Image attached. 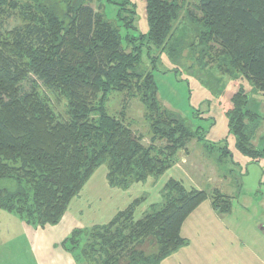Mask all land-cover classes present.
I'll return each mask as SVG.
<instances>
[{
  "label": "trees",
  "instance_id": "1",
  "mask_svg": "<svg viewBox=\"0 0 264 264\" xmlns=\"http://www.w3.org/2000/svg\"><path fill=\"white\" fill-rule=\"evenodd\" d=\"M89 1L0 0V179L15 183L0 187V209L33 227L58 223L97 166L106 165L111 187L126 189L161 176L191 139L205 141L199 127L190 129L159 102L156 56L150 68L139 69L144 47L148 55L166 49L178 0H144L148 29L136 36L127 31L135 28L132 0H110L123 13V36L101 5L95 10ZM195 10L203 16L199 40L220 46L219 70L240 74L264 94V0H198ZM8 17L19 22L6 28ZM110 92L142 103L149 144L126 123L127 102L116 114L108 111ZM248 99L239 87L224 114L237 150L258 161L264 145L251 140L261 118ZM220 151L217 162L229 155L225 146ZM160 195L138 219L134 212L144 197L106 223L75 228L62 245L74 250L70 244L82 235L78 264H157L187 243L181 225L204 200L219 214L231 209L219 189L187 188L173 178Z\"/></svg>",
  "mask_w": 264,
  "mask_h": 264
},
{
  "label": "rangeland",
  "instance_id": "2",
  "mask_svg": "<svg viewBox=\"0 0 264 264\" xmlns=\"http://www.w3.org/2000/svg\"><path fill=\"white\" fill-rule=\"evenodd\" d=\"M89 2L95 10L100 4L104 16L120 29L122 36L126 34L121 19L123 13L119 12L115 2ZM131 2L135 6V28H128L127 31L136 36L148 29L145 1ZM178 3L179 15L173 23L166 49L152 48L148 55L144 47L139 69L150 68V56H156L153 77L159 102L180 114L190 129L199 127L205 141L191 139L184 148L177 151V162L161 176L153 181L152 177H149L145 182L134 183L128 191L110 188L106 181L107 167L101 164L95 168L72 202L80 206L86 203L85 197L89 198L90 209H84L82 214V218L87 221L94 217L93 212L98 216L96 208L102 210L112 203L119 193L123 195L128 192V195L132 194L134 198L144 197L135 210L134 218L138 219L170 178L182 180L185 187L204 189L208 193L217 188L231 200L230 211L221 214L227 228L264 259V158L253 161L237 150L235 137L228 131L224 114L230 106L231 95L242 87L249 97L247 107L258 112L261 118L251 140L253 145L261 147L264 145V94L252 87L240 74L231 76L219 70L218 59L222 55L219 54L220 46L210 40H199L203 30V16L195 10L198 0H178ZM8 18L6 28H11L19 22L15 17ZM178 43H181L180 46ZM176 49H179L177 53L169 55L170 50ZM23 87L27 89L28 85L24 84ZM125 103L126 123L135 133L142 136L145 145L149 144L150 133L144 118V106L138 98L129 99L125 94L117 92L108 94L106 105L110 113L120 112ZM60 105H57L58 110H61ZM205 142L212 144L213 148H204ZM159 143L161 141L156 142ZM223 146L227 148L229 155L217 162L216 158L221 154L220 148ZM14 185V181L10 179H0V187L13 188ZM110 198L112 199L109 200ZM116 208L117 206L111 210ZM19 220L16 214L0 209V264H65L66 256L81 253L82 235L76 245L70 244L74 247L72 250L64 247L62 242L55 245L52 238L54 231L40 227L32 229L33 226L24 230ZM96 221L99 224L107 220L99 218ZM66 237L68 238L69 234Z\"/></svg>",
  "mask_w": 264,
  "mask_h": 264
},
{
  "label": "crops",
  "instance_id": "3",
  "mask_svg": "<svg viewBox=\"0 0 264 264\" xmlns=\"http://www.w3.org/2000/svg\"><path fill=\"white\" fill-rule=\"evenodd\" d=\"M153 179L154 178H152V181ZM108 186L110 188H117L111 187L109 184ZM130 186L123 190L128 191L127 189H129ZM160 192L161 190L156 197L149 202L143 212L148 210L151 204L161 201ZM85 198L86 203L80 206L71 200L57 224L40 227L41 229L54 231L52 238L55 245L66 239L67 234L70 236L75 228H85L98 224L96 220L99 218L107 220L103 223L108 222L117 211L124 209L135 199L132 194L128 195V192H125L123 195L119 193L118 196L114 197L113 202L104 209L101 210V208H96V211L99 212L98 216H95V212H93L94 217L86 221L82 218V214L84 209H90V200L88 197ZM111 199L112 198L109 200ZM115 206H117V210L113 209L112 211L111 209ZM19 221L24 230L29 229V227L32 228L31 225L25 223L22 219ZM85 222H87L88 225H83ZM36 228L38 227L32 229ZM180 233L187 243L173 251L157 264H264V259L260 253L254 249H250L247 244L241 242V239L236 233L231 232L230 229L227 228L223 216L213 209L209 199L204 200L185 218L181 225ZM65 264H78L74 254L73 256H66Z\"/></svg>",
  "mask_w": 264,
  "mask_h": 264
}]
</instances>
